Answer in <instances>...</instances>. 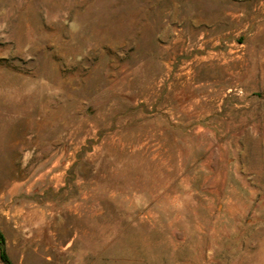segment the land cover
I'll use <instances>...</instances> for the list:
<instances>
[{
	"label": "rangeland",
	"instance_id": "374dc122",
	"mask_svg": "<svg viewBox=\"0 0 264 264\" xmlns=\"http://www.w3.org/2000/svg\"><path fill=\"white\" fill-rule=\"evenodd\" d=\"M263 10L0 0L12 264H264Z\"/></svg>",
	"mask_w": 264,
	"mask_h": 264
},
{
	"label": "crops",
	"instance_id": "0c3cea01",
	"mask_svg": "<svg viewBox=\"0 0 264 264\" xmlns=\"http://www.w3.org/2000/svg\"><path fill=\"white\" fill-rule=\"evenodd\" d=\"M259 15H264V10L259 12ZM261 37V33L256 30V27H253L251 41L261 40ZM251 80L261 82L262 85H258V87L264 88V45L262 44L257 45L254 43V45H251Z\"/></svg>",
	"mask_w": 264,
	"mask_h": 264
},
{
	"label": "trees",
	"instance_id": "16d2710c",
	"mask_svg": "<svg viewBox=\"0 0 264 264\" xmlns=\"http://www.w3.org/2000/svg\"><path fill=\"white\" fill-rule=\"evenodd\" d=\"M0 259L4 264H12L6 250L5 238L0 232Z\"/></svg>",
	"mask_w": 264,
	"mask_h": 264
}]
</instances>
